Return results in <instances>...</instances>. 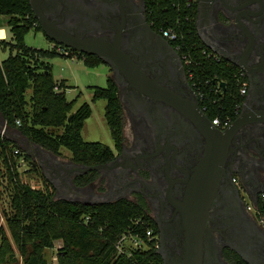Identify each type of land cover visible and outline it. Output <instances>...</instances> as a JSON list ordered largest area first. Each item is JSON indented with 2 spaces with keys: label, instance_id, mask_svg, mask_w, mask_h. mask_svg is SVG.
<instances>
[{
  "label": "flooded vegetation",
  "instance_id": "obj_1",
  "mask_svg": "<svg viewBox=\"0 0 264 264\" xmlns=\"http://www.w3.org/2000/svg\"><path fill=\"white\" fill-rule=\"evenodd\" d=\"M60 1L61 9L46 6L48 10L54 8L47 14L52 21L63 22V17L72 14L76 18L70 20V28L82 25L81 32L85 35L103 37L109 42L119 38L123 51L145 80L134 85L117 64L113 66L100 57L102 64L108 65L112 71L111 77L119 87L125 116V140L121 148L114 143L115 156L103 162H112L111 165L104 170H95L97 178L86 185L76 182V178L85 173L71 175L63 168V164H83L72 159L62 161L51 153V163L46 161L48 166L43 165V171L62 194L69 193L70 187L87 189L84 196L75 194L81 200H137L142 197L157 227V251L162 264H182L186 242L182 205L208 152L204 135L184 108L198 98L201 110L209 118L200 104L201 99L190 81L185 63L161 29H155L150 22L145 0ZM145 22L172 48L168 46L157 51L151 45L153 35L149 36ZM200 29V32L197 29L198 33L210 49L244 71L249 85L246 97L249 99L244 110L241 106L239 114L251 112L250 119L256 117L260 125L256 133L250 125L245 127L241 153L237 146L239 140L234 137L230 141L224 190L217 194L205 223L203 264H231L225 256V249L237 252L232 247L239 248L241 243L249 240L243 230L248 221L254 220L264 228L263 218L258 216L259 195L257 204L248 208L256 189L264 183V120L262 115L252 113L262 108L264 97V0H210ZM250 32L255 34L252 50ZM256 141L263 156L257 163L251 159L255 152L250 148ZM238 159L242 160L241 164ZM238 170L242 171V176ZM98 185L104 188L102 192L95 190ZM235 185L239 192H236ZM243 233L244 237H239ZM255 263L264 264V254Z\"/></svg>",
  "mask_w": 264,
  "mask_h": 264
},
{
  "label": "trees",
  "instance_id": "obj_2",
  "mask_svg": "<svg viewBox=\"0 0 264 264\" xmlns=\"http://www.w3.org/2000/svg\"><path fill=\"white\" fill-rule=\"evenodd\" d=\"M145 3L154 28L173 27L178 39L170 40L172 45L176 48L180 44V55L191 53L195 59L193 76L189 77L192 84H199L206 92V98L200 100L202 107L207 105L205 113L211 120L216 116H230L234 121L238 116L236 106H242L246 99L240 92L241 85L248 80L246 77L237 79L234 73L239 67L233 62L227 66L228 59L216 63L202 54V49L209 47L197 30L199 0H193L189 6L188 0H145ZM0 15L10 16L12 33L10 41L0 39V45L11 51L6 59L0 60V115L5 127L4 133L0 131V178L6 180L11 199L10 212L0 211V220L2 216L6 217L23 264H51L45 249L53 248L56 241L62 242L58 249L59 264H162L157 238L149 240L145 236L147 228H152L156 235L157 227L142 197L103 203L74 202L58 198L53 185L35 188L22 179L19 161L25 159L31 167L29 171L40 172L48 181L38 160L8 136L10 130L58 156L62 148H66L73 161L86 165L107 162L115 156L111 146L83 138L82 131L92 114V106L84 102L73 111L78 99H68L65 80L54 78L51 65L45 59L76 54L93 68L101 65L103 60L57 43L45 33L55 44L53 48L29 46L25 38L30 29L43 31L30 0H0ZM58 47L67 49L70 54L60 52ZM185 66L188 71L189 67ZM208 79L210 84H206ZM220 79L227 84L224 96L210 91L213 81ZM31 87L33 104L32 110L28 111L30 99L26 93ZM91 89L93 101H106L105 120L116 147L121 148L125 140V116L118 84L108 76L105 87L91 86ZM97 176L98 172L92 170L77 177L76 182L86 185ZM258 216L264 219L262 192ZM124 234L144 237L148 248L128 247L129 250L119 253L116 245ZM0 236V264H20L5 231L1 230ZM225 256L231 264H249L230 248L225 249Z\"/></svg>",
  "mask_w": 264,
  "mask_h": 264
},
{
  "label": "water",
  "instance_id": "obj_3",
  "mask_svg": "<svg viewBox=\"0 0 264 264\" xmlns=\"http://www.w3.org/2000/svg\"><path fill=\"white\" fill-rule=\"evenodd\" d=\"M209 2L210 0H199L196 21L199 32L201 31L200 28L202 26V17ZM30 4L35 17L38 19L42 27L43 32L51 40L64 44L66 47L73 48L74 50L82 53L97 55L103 58L105 61L111 62L113 66L117 64V68L120 69L127 77H129L134 85H138L136 82L139 80H145L144 75L138 71V69L130 60V57L123 51L119 38H116L114 42H109L103 37L85 35L81 32V29H84V26L82 25H80L79 28H70L68 26L70 20L76 18V16L72 14L68 15L67 17H63V19H65L63 22L52 21L47 16V14L52 12L54 8L48 10L46 6L51 5V7H53L54 5V7L61 9L62 2L60 0H30ZM144 27L148 31L149 36L153 35V37L150 39L152 41L151 45L157 51H160L163 47L169 46L172 48L168 41L163 38V36L155 35L146 22ZM253 34L250 32L252 45L251 50L254 47L255 34ZM206 45L210 47L207 43ZM249 50L250 47L247 53ZM241 67L246 69V67L242 64ZM221 86L224 90V92H222V95L224 96L226 82L223 81ZM248 99L249 96L246 97L242 105L243 110L246 107ZM261 105L262 108H257L256 111L252 113L254 115L256 113L257 115H262V119L264 120V97L262 98ZM184 109V111H189L191 119H193V121L198 125L199 130L204 135L208 143V152L196 171L195 178L190 186L186 201L184 205H182L184 217V224L182 226L186 230V242L184 244L185 252L182 264H203V233L205 230V223L208 219L209 209L212 206L217 194L224 190V169L227 157L230 153V141L234 137L239 140L237 146H239L238 152L241 153L243 148L242 137L245 132V127L250 125L249 127H251L252 131L256 133L258 131L257 128H259L260 125L259 119L256 117L250 119L251 112L242 111L229 127L225 129H216L211 119L208 118L201 110L198 98L196 99L195 103L191 105L186 104ZM26 140L27 148H25L24 151L28 152L34 159H36V155L31 151L32 148L38 155V162L41 167L43 168V165L48 166L47 163H51L52 152L44 149L38 144L30 142V140L27 138ZM256 144L257 141L250 146V148L255 152L254 156L252 155L251 158L255 163H257L259 159L263 157L259 151L260 149L258 148V145ZM111 163L112 162L96 165L72 164L69 166L63 164L62 166L72 175L76 172L86 173L91 170H104L109 167ZM238 163L241 164L242 160L238 159ZM237 172L242 176L241 170H238ZM44 173L47 176L46 172ZM68 183L71 185L70 182ZM262 185L256 189V192L253 195V202L255 204L258 202V195L261 191L260 187ZM70 189V192L66 194H62L57 191L56 196L58 198H64L66 200L83 203H103L119 199L100 198L98 200L92 201L88 199L81 200L78 199L75 194L78 193L84 196L88 190L83 188L77 189L74 187H70ZM235 190L236 192H239V188L236 185ZM243 230L249 240L241 243L239 248L234 246L232 248L235 249L247 262L250 264H256L255 260H258L259 257L264 254V228L259 226L256 221L249 220ZM245 233L239 235V237H244Z\"/></svg>",
  "mask_w": 264,
  "mask_h": 264
},
{
  "label": "rangeland",
  "instance_id": "obj_4",
  "mask_svg": "<svg viewBox=\"0 0 264 264\" xmlns=\"http://www.w3.org/2000/svg\"><path fill=\"white\" fill-rule=\"evenodd\" d=\"M10 16L0 15V39H6L10 41L12 39V33L9 26ZM5 36L3 35V31ZM26 43L29 46L51 49L53 48V42L48 39L43 31H38L34 28L26 35ZM70 52V51H69ZM10 48L4 49L0 45V60L6 59L10 55ZM50 63L52 68V73L56 80H65L66 82V94L69 100L77 98V103L73 107V111L76 110L82 103L89 102L92 106V114L87 118L85 126L82 131L83 138L87 141H98L105 143L111 146L114 149V141L110 135L109 127L105 120V106L106 101L104 99H98L93 101V90L91 86H101L105 87L107 85L108 76H112V71H110L108 65L101 64L97 67H89L85 64L84 60L79 56L75 55H57L55 57H49L45 59ZM27 98L30 99L29 106L26 107L28 111L32 110L33 101L31 100L32 96V87L27 90ZM0 131L4 133V126H2V119L0 115ZM8 136L13 138L22 149L27 148V140L25 136L20 134L15 130H10ZM44 150V149H43ZM31 151H35L31 148ZM43 152V151H41ZM61 155H57L58 159L62 161H69L71 159V153L66 148H62ZM36 160H38V155L36 154ZM19 171L22 176V179L25 182L30 183L35 188L45 189L46 187L55 188L54 184L48 178V181L44 180L41 177L40 172L29 171L31 168L27 160L20 159ZM43 169V168H42ZM6 180L0 178V211L10 212V195L5 185ZM102 186H96L95 190L102 192L104 188ZM56 189V188H55ZM103 189V190H102ZM57 193V190H56ZM3 214V213H2ZM1 230L5 231V234L8 236L10 243L12 245L14 256L19 259V263L23 264V259L21 253L19 252L14 238L11 233L9 224L7 223L6 217L2 216L0 220ZM1 238V236H0ZM1 244V240H0ZM62 245L61 241H56L53 248L45 249V255L50 261L51 264H59V253L58 249ZM126 247H134L131 243V239L126 238L125 242ZM146 248L147 245H144Z\"/></svg>",
  "mask_w": 264,
  "mask_h": 264
},
{
  "label": "built area",
  "instance_id": "obj_5",
  "mask_svg": "<svg viewBox=\"0 0 264 264\" xmlns=\"http://www.w3.org/2000/svg\"><path fill=\"white\" fill-rule=\"evenodd\" d=\"M192 1L193 0H188V3H187L188 6L191 4ZM161 31H162L163 36H165L169 40L174 41V40L178 39V33L173 27L162 28ZM180 48H181V45L178 44L176 46V49L180 50ZM58 50L62 53L70 54V52L67 49H64L62 47H58ZM202 54L204 56H206L207 58L212 59L216 63H220L224 59V57L222 55H220L219 53H217L214 50L209 49V48L202 49ZM181 57H182L184 63L189 67L188 73H189V76L192 78V76H193L192 66L195 62V59L193 58L191 53H187V52H184L181 55ZM230 63H231V61H229L227 63V66H229ZM234 75L237 77L238 80H240L242 77H245L244 71L241 68H239L238 72H235ZM223 81L224 80H221V79L220 80H214L213 84L210 86V91L222 94V92H224L223 87L221 86V83ZM210 83H211V81L209 79L206 80V84H210ZM193 85L197 88L196 91H197L198 97L201 100H204L206 98V92L203 91V88L199 84L196 85V83H194ZM248 89H249L248 82L242 83L241 88H240L241 94L247 95ZM206 109H207V105H204L203 110H206ZM240 110H241V106L237 105L235 108V113L239 114ZM232 121L233 120L230 116H226L225 118H221L220 116H216L214 119H212V123L216 126H219L221 129H225V128L229 127L231 125ZM18 123L20 124L19 120H18ZM4 131H5V127H4ZM16 152H18V150H16ZM22 160H24V159H22ZM262 197H264V192H262ZM253 204H254V202L250 201L248 208L251 209ZM262 220L264 221V219H262ZM145 236L149 240H153V239L157 238L156 235H154V230L152 228H147ZM126 238L131 239V243L133 244L134 247L144 248V249L148 248V244L146 243L144 237H140L138 235H132V234H124L116 245L119 253L126 252L127 250H129V248L125 246ZM144 245H147V247L145 248ZM156 246H158V241L156 242Z\"/></svg>",
  "mask_w": 264,
  "mask_h": 264
},
{
  "label": "crops",
  "instance_id": "obj_6",
  "mask_svg": "<svg viewBox=\"0 0 264 264\" xmlns=\"http://www.w3.org/2000/svg\"><path fill=\"white\" fill-rule=\"evenodd\" d=\"M2 31H3V35L2 36H5L4 30H2ZM260 188H261L260 192L264 191V183H263V185Z\"/></svg>",
  "mask_w": 264,
  "mask_h": 264
}]
</instances>
